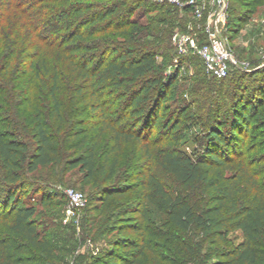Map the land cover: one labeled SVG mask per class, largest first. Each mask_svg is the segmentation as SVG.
I'll use <instances>...</instances> for the list:
<instances>
[{"label": "trees", "instance_id": "16d2710c", "mask_svg": "<svg viewBox=\"0 0 264 264\" xmlns=\"http://www.w3.org/2000/svg\"><path fill=\"white\" fill-rule=\"evenodd\" d=\"M259 1L230 0L228 35ZM187 18L159 0H0V264L70 263L58 186L74 182L108 241L76 264H264V68L218 78L179 56ZM191 57L204 71L182 78Z\"/></svg>", "mask_w": 264, "mask_h": 264}, {"label": "built area", "instance_id": "2783aa9c", "mask_svg": "<svg viewBox=\"0 0 264 264\" xmlns=\"http://www.w3.org/2000/svg\"><path fill=\"white\" fill-rule=\"evenodd\" d=\"M176 5L194 20L189 30H176L173 41L179 56L197 53L210 75L224 78L233 67H243L236 59L227 35L230 0H159ZM70 209L69 218L77 217L88 203L86 194L74 187L65 191Z\"/></svg>", "mask_w": 264, "mask_h": 264}, {"label": "rangeland", "instance_id": "374dc122", "mask_svg": "<svg viewBox=\"0 0 264 264\" xmlns=\"http://www.w3.org/2000/svg\"><path fill=\"white\" fill-rule=\"evenodd\" d=\"M252 8L255 9V12L252 14L245 27L239 32L232 33V35L227 34L230 38V44L233 48L236 59L243 65V67L236 68L248 73L264 68V0H260L257 4H254ZM187 19L188 23L186 29L189 30V26L194 20L190 15H188ZM198 70L202 72L204 71L202 62L196 57H191L185 62L181 76L182 78L190 76L193 77L198 72ZM238 72V70H234L232 74L233 80L237 77ZM199 76H202V73ZM255 78L252 76H247L242 79L241 82L242 84H245V86H249L256 81L258 82V80ZM230 79H228L226 86L231 84V82H235L230 81ZM180 82L186 83V81H183L182 79ZM187 82V84H191L192 80L189 79ZM185 97H191L190 93L187 92ZM70 187L82 190L88 198V203L85 208L79 212L77 217L73 218H69L68 216L70 209L69 200L64 199L65 203L63 205V216L61 220L64 225H69L72 223L73 237L78 243L76 253L73 255V257H70L71 260H69V264H76V256L82 255V257H84L91 253L97 254L102 249L107 248L108 241L105 238L95 239L94 233H90V228L86 225L88 217L92 215V202L90 201L91 199L89 191L84 189V187L79 182L69 183L68 185H59L58 189L61 190L62 193H65L66 189Z\"/></svg>", "mask_w": 264, "mask_h": 264}]
</instances>
